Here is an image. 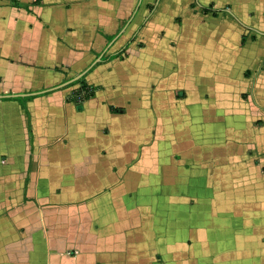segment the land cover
<instances>
[{
  "label": "crops",
  "instance_id": "0c3cea01",
  "mask_svg": "<svg viewBox=\"0 0 264 264\" xmlns=\"http://www.w3.org/2000/svg\"><path fill=\"white\" fill-rule=\"evenodd\" d=\"M0 264H264V0H0Z\"/></svg>",
  "mask_w": 264,
  "mask_h": 264
},
{
  "label": "trees",
  "instance_id": "16d2710c",
  "mask_svg": "<svg viewBox=\"0 0 264 264\" xmlns=\"http://www.w3.org/2000/svg\"><path fill=\"white\" fill-rule=\"evenodd\" d=\"M117 54V52H114V53H110L109 55H107L106 57L110 58V57H113ZM75 85V87L72 88L71 90V93H70V96L69 98L73 101L76 102L77 106L79 107V103L82 99H87V98H90L93 96V94H95V91H96V88L93 87V86H89L87 85L84 80H83V77L82 75L75 79L74 81H72L70 83V85ZM79 93H81L80 97H78ZM12 97V96H10ZM13 98H17V99H20L22 97H17V96H13ZM113 110H118V108L114 107L112 108Z\"/></svg>",
  "mask_w": 264,
  "mask_h": 264
},
{
  "label": "water",
  "instance_id": "95a60500",
  "mask_svg": "<svg viewBox=\"0 0 264 264\" xmlns=\"http://www.w3.org/2000/svg\"><path fill=\"white\" fill-rule=\"evenodd\" d=\"M98 59H100V56H98V57L96 58V60H98ZM96 60H94V61L91 63V65H93V64L96 62ZM91 65H90V66H91ZM90 66H89V67H90ZM87 70H88V68H87V69H83V70H81L80 72L76 73L75 75H73V76H71V77H69V78H67V79H64L63 82H61V83H59V84H57V85H55V86L49 87V88H47V89H45V90H48V89H51V90H58V89L62 88L64 85H67V84L71 83L72 81H74L75 79L79 78V77H80L84 72H86ZM38 92H40V91H36V93H38ZM18 95H20V96H25V95H28V94H18Z\"/></svg>",
  "mask_w": 264,
  "mask_h": 264
},
{
  "label": "rangeland",
  "instance_id": "374dc122",
  "mask_svg": "<svg viewBox=\"0 0 264 264\" xmlns=\"http://www.w3.org/2000/svg\"><path fill=\"white\" fill-rule=\"evenodd\" d=\"M68 86H72V84L70 85V83L69 84H67V85H64L63 87H68ZM62 87V88H63ZM62 88H60V89H62Z\"/></svg>",
  "mask_w": 264,
  "mask_h": 264
},
{
  "label": "built area",
  "instance_id": "2783aa9c",
  "mask_svg": "<svg viewBox=\"0 0 264 264\" xmlns=\"http://www.w3.org/2000/svg\"><path fill=\"white\" fill-rule=\"evenodd\" d=\"M78 95H79L78 97H80L81 93H79Z\"/></svg>",
  "mask_w": 264,
  "mask_h": 264
}]
</instances>
